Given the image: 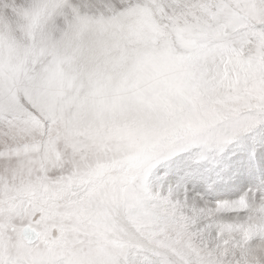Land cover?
I'll use <instances>...</instances> for the list:
<instances>
[{"label": "snow or ice", "instance_id": "6c2138e0", "mask_svg": "<svg viewBox=\"0 0 264 264\" xmlns=\"http://www.w3.org/2000/svg\"><path fill=\"white\" fill-rule=\"evenodd\" d=\"M0 264H264V0H0Z\"/></svg>", "mask_w": 264, "mask_h": 264}]
</instances>
